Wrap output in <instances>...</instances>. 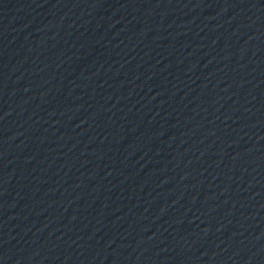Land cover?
<instances>
[{"label":"water","instance_id":"water-1","mask_svg":"<svg viewBox=\"0 0 264 264\" xmlns=\"http://www.w3.org/2000/svg\"><path fill=\"white\" fill-rule=\"evenodd\" d=\"M0 264H264V0H0Z\"/></svg>","mask_w":264,"mask_h":264}]
</instances>
